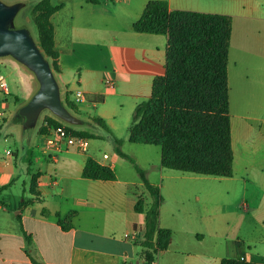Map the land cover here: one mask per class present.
<instances>
[{
	"label": "crops",
	"instance_id": "1",
	"mask_svg": "<svg viewBox=\"0 0 264 264\" xmlns=\"http://www.w3.org/2000/svg\"><path fill=\"white\" fill-rule=\"evenodd\" d=\"M50 1L59 7L51 21L62 95L70 92L74 100L79 89L85 95L84 101H74L78 113L72 111L86 124H66L89 128L100 138H86L85 149L74 145L48 155L45 142L54 127L44 118L62 120L42 112L36 128L25 132L22 119H14L25 137L20 159L19 149H7L10 156L0 153V187L7 186L0 191V264H221L241 257L264 264V0H167L171 10L232 16V37L241 17L251 40L240 56H232V39L229 50L233 175L163 167L161 147L157 162L141 165L160 187L159 223L171 230L168 247L152 263L140 245L145 215L135 209L141 177L118 154L112 134L92 119H104L116 135L119 115L133 116L154 79L165 73L168 36L133 29L151 0ZM253 20L261 26L255 28ZM29 80L22 96L10 90L6 110L16 109L14 118L35 90ZM128 140L129 135L121 145L125 153ZM89 157L111 167L116 178L84 177ZM21 176L24 193L13 196L9 190Z\"/></svg>",
	"mask_w": 264,
	"mask_h": 264
},
{
	"label": "trees",
	"instance_id": "2",
	"mask_svg": "<svg viewBox=\"0 0 264 264\" xmlns=\"http://www.w3.org/2000/svg\"><path fill=\"white\" fill-rule=\"evenodd\" d=\"M58 8L50 0H40L31 11L38 43L56 72L60 70L59 51L55 45L51 16ZM133 29L166 34L168 47L166 71L154 79L150 95L137 104L129 127V141L160 146L163 167L196 174L232 176L234 154L228 62L233 17L171 10L167 0H151L141 17L133 23ZM65 102L78 113L70 92L66 93ZM15 119L21 120L17 116ZM44 120L54 128L63 124L50 115H46ZM92 124L112 134L118 154L130 160L141 177L142 185L139 187L146 190L148 200L138 192L135 209L145 215L140 245L146 261L152 263L158 253L168 247L171 237V230L159 223L163 202L160 187L153 184L136 160L121 149L123 139L112 133L104 119L94 117ZM45 127L41 129L45 130ZM70 128L74 136L100 138L89 128ZM83 176L102 180L116 178L111 167L91 157L85 164ZM6 188L0 187V191ZM221 264L253 263L223 259Z\"/></svg>",
	"mask_w": 264,
	"mask_h": 264
},
{
	"label": "water",
	"instance_id": "3",
	"mask_svg": "<svg viewBox=\"0 0 264 264\" xmlns=\"http://www.w3.org/2000/svg\"><path fill=\"white\" fill-rule=\"evenodd\" d=\"M27 5V0L11 3L0 0V58L13 57L30 70L37 81L36 89L19 106L16 116L22 119L25 132L36 128L44 110H50L65 123L86 124L64 101L52 63L31 35L28 25L14 24L15 17Z\"/></svg>",
	"mask_w": 264,
	"mask_h": 264
},
{
	"label": "rangeland",
	"instance_id": "4",
	"mask_svg": "<svg viewBox=\"0 0 264 264\" xmlns=\"http://www.w3.org/2000/svg\"><path fill=\"white\" fill-rule=\"evenodd\" d=\"M3 1L11 3L18 0H3ZM235 1L242 3L244 0H235ZM33 6L34 3L28 1V5L25 8H23L15 17L14 24L15 26H18L26 23L29 27L31 35L35 40L38 41L37 31L33 22V16L31 12ZM241 19H242L241 17H237L235 19V28L232 37L233 57L240 56L241 51L246 47L245 44H247L251 40L249 33L245 31V26L241 22H239L241 21ZM253 23L255 28H257L261 26L262 21L253 20ZM249 29H252V27L250 28V26H248L247 30ZM254 34L258 36L257 32ZM15 64L21 67L22 69H24L28 73V75L23 74L18 70H16L13 66ZM0 72L4 74L7 83L9 85V89L13 94H18L22 96L23 95L22 88H25L28 85H30L29 78L32 79L35 85V89L37 87V81L33 73L11 56L0 58ZM63 99L65 101L64 96ZM15 110L16 109H13V111L6 110L4 120L0 119V153H2L5 156H10L5 152L7 149H11L14 151L19 149L17 158L20 159L21 157H23L22 145L24 144L23 139L25 137V134L22 132V128H21L22 124H17V122H15L14 120ZM122 113H125V111ZM44 114H53V113L50 110H45L43 111V115ZM121 115H119V117L117 118L119 127L116 130L117 133L115 136L124 140V138H126V136L129 135V127L132 121V114L129 112L126 116H121ZM124 148L125 150H127L128 152L127 154L131 155L136 160L137 164L140 167L141 165L145 166V164L158 161L157 152L160 150V146L158 145H145V144L130 142L128 140ZM125 159L126 160L124 161L128 165V167L132 169V171H135L138 175L139 173L137 172L134 164L127 158ZM24 181H25V177L21 176L19 177V179H17V184L12 188H10L9 191L10 193H12L13 196L20 197L24 193V186H25ZM138 192L140 193L142 198L148 200V194L143 187H138Z\"/></svg>",
	"mask_w": 264,
	"mask_h": 264
},
{
	"label": "built area",
	"instance_id": "5",
	"mask_svg": "<svg viewBox=\"0 0 264 264\" xmlns=\"http://www.w3.org/2000/svg\"><path fill=\"white\" fill-rule=\"evenodd\" d=\"M11 95L9 85L2 72H0V119H4L7 107L8 97ZM85 95L82 90H76L74 93V101L82 102ZM59 127L53 128L52 133L47 137L45 149L48 155H57L68 147L77 145L83 149L86 148V138L74 136L69 125L62 122ZM11 151L8 150V153ZM104 157H107L105 154ZM241 261H246L245 257H241Z\"/></svg>",
	"mask_w": 264,
	"mask_h": 264
}]
</instances>
